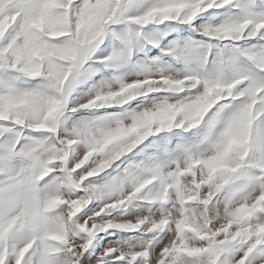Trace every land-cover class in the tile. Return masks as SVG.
<instances>
[{
    "label": "snow or ice",
    "instance_id": "1",
    "mask_svg": "<svg viewBox=\"0 0 264 264\" xmlns=\"http://www.w3.org/2000/svg\"><path fill=\"white\" fill-rule=\"evenodd\" d=\"M132 8L0 0V264H264V0Z\"/></svg>",
    "mask_w": 264,
    "mask_h": 264
},
{
    "label": "rangeland",
    "instance_id": "2",
    "mask_svg": "<svg viewBox=\"0 0 264 264\" xmlns=\"http://www.w3.org/2000/svg\"><path fill=\"white\" fill-rule=\"evenodd\" d=\"M153 2H154V0H133V8L130 11L133 14L135 12H137V11H143L144 7H146L147 5H149V4L153 3ZM219 11L221 13H223L225 11V9H220ZM210 15H211V13H205L203 15V17H201L197 21V23H204L208 19V17ZM118 27L124 28L125 26H118ZM136 27L137 26H135V25L129 26L128 30H134V29H136ZM172 27L174 28L175 25H172ZM156 28H157V26L149 25L143 31L146 34L155 35L154 30ZM158 29H159V32L162 34L158 38L161 40V43L164 44V45H167L169 43V41L176 40L178 37L181 38L182 40H187V38L189 36L194 37L195 40L205 39V38H203L201 36H198V35H196L194 33H190L189 31H187L186 26L182 27L179 30V32H176V31L169 32V25H159ZM112 47H113V44H112L111 39L106 40L105 44L102 45L100 50L97 51L96 56L99 57V56L108 55L112 51ZM147 55H148V57H159L161 55V52H160L159 48H151V50L148 51ZM141 58H142V54L137 52V54L133 57V60L134 61H140ZM163 60H164V64L160 65L161 67L162 66H167L168 64H171L175 68H181L182 67V65H180V64H175L172 61L171 57H164ZM97 67H100V66L97 65ZM157 67H158L157 65H152L151 66V70L152 71H156ZM119 71H120V75H122L125 79L132 80L137 75L140 74L142 69H140L139 67L135 66V64H128V65H124L123 67H121ZM112 74H113L112 70L106 69L104 72H101L100 74L95 75L93 77L92 81H89V82L81 85V88L76 93V96L80 97V96L84 95V93H86L88 91V89L91 87V85H92V83L94 81H99V80H101V78L111 79L112 78ZM37 83H39V81H28L24 86L25 87H33ZM133 106H134V104H133ZM105 111H107V112H119V111H121V109L120 108H109L107 110H101L98 113H79V114H77V117H74V119L78 118L80 115H87V116L104 115ZM160 135L162 136L164 134H160ZM189 135H191V134H189ZM150 139L159 140V137H154V138H150ZM144 143L147 144V143H149V141H145ZM140 147H144V145L142 144ZM146 151L148 153H151L152 151H154V149L148 148V149H146ZM142 158H143L142 156L141 157H135V159H137V160L142 159ZM109 174L115 175L116 171L114 169H109L106 173L101 174L100 176H97V177L93 178V180L95 182H98V183H103L104 180L109 178ZM99 205H100V201L99 200H94L91 204L88 205V207L86 209H84V211L88 212L89 209L97 208ZM135 210L136 209H134V208H130L129 209L130 212L131 211H135ZM101 235L105 237L104 240L101 241V243L104 244V243H107L108 240H117V239H120V238H126L129 235H135V233H118L115 236H110V235L102 233Z\"/></svg>",
    "mask_w": 264,
    "mask_h": 264
}]
</instances>
